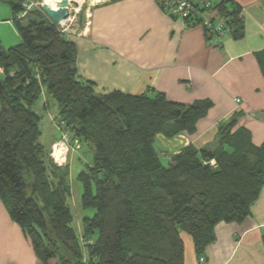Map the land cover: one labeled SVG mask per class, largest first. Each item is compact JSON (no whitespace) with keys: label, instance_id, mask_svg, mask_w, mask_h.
Listing matches in <instances>:
<instances>
[{"label":"trees","instance_id":"obj_1","mask_svg":"<svg viewBox=\"0 0 264 264\" xmlns=\"http://www.w3.org/2000/svg\"><path fill=\"white\" fill-rule=\"evenodd\" d=\"M23 1L10 2L21 42L5 47L0 39V198L29 237L36 264H185L184 233L200 257L219 222L251 215L264 186V141L254 144L237 126L239 113L219 124L214 145L189 143L163 157L159 135L194 134L212 101L97 92L80 79L75 42L42 10L18 17ZM213 13L228 17L233 36L243 35L241 8L231 0ZM43 91L58 101V123L71 140L94 150L93 164L78 175L84 207L96 209L83 222L94 238L88 258L68 203L70 168L39 141L33 106Z\"/></svg>","mask_w":264,"mask_h":264},{"label":"crops","instance_id":"obj_2","mask_svg":"<svg viewBox=\"0 0 264 264\" xmlns=\"http://www.w3.org/2000/svg\"><path fill=\"white\" fill-rule=\"evenodd\" d=\"M231 2L241 8L243 35L225 34L220 46L212 44L203 24L186 25L159 0L96 3L89 23L70 37L76 44L80 79L93 81L99 93L160 92L184 104L209 99L212 107L189 135L190 143L199 148L214 145L219 124L239 113L237 126L247 128L253 143L261 144L264 0ZM215 233L203 253L205 264H264V186L250 216L242 222H219ZM184 241L185 264H200L192 237L184 235ZM0 264H36L29 237L11 219L1 198Z\"/></svg>","mask_w":264,"mask_h":264},{"label":"rangeland","instance_id":"obj_3","mask_svg":"<svg viewBox=\"0 0 264 264\" xmlns=\"http://www.w3.org/2000/svg\"><path fill=\"white\" fill-rule=\"evenodd\" d=\"M11 1L18 2V0H0V39L2 40V44L5 47H10L14 44L21 42V37L18 28L16 24L12 21L13 14L10 3ZM31 1L33 2L31 8L27 9V12L23 13L22 17L25 16V17L36 18L34 12L31 14H28V12L33 9L36 11L42 10L41 4L45 2V0H31ZM103 1L104 0H69L70 13L68 17L70 16L71 20L67 21L66 28H68L71 34L70 32L68 34L72 36L80 32L81 29L83 28V25L84 26L87 25L88 21H90L91 12L95 7L96 3H101ZM47 3L54 7L58 4L57 0H47ZM25 21L26 20H24L23 22ZM59 23H57V25L61 30ZM63 33L65 34V32ZM68 34L67 36H69ZM0 75H3V70L1 67H0ZM46 97L48 98V100L45 99ZM47 102H48V107H47ZM33 109L41 116L40 128L42 133L39 137V141L45 145L47 150L51 148L50 154L51 156L53 155L52 158H54L53 159L54 162L57 159L55 162L57 165L64 166V168L66 167L70 168L69 183L71 187V195L69 197L68 203L71 207L72 214L74 216L73 227L79 236V240L82 243V246L84 245L83 250H84L85 258H88L86 245L93 244L94 238L85 235L83 222L85 217H93L94 214L96 213V209L93 207H84L83 199H82L83 184L79 180L78 175L82 170L87 169L88 165L93 164L94 150H92L93 148H91V145L89 143L82 141L79 138H75V139H79L80 146L71 150L72 147L76 146V144L74 143V139H72L70 144V150L67 154V157L65 158H63V156L60 157L62 152L57 156L56 152L57 150L60 149H56L55 151L56 147L54 144L62 140V131L60 130V128L62 129V127L58 123V117L60 112L58 101L43 91L40 99L34 104ZM189 135L190 134L187 133H180L174 136L173 138H166L163 135H159V143L161 146L160 154L163 157H170L171 155L181 151L183 146L190 143L191 138ZM54 138H59V139L55 141L50 147V144ZM48 168L49 170L53 169V167L51 166H49ZM183 235L189 236V234L186 233H184Z\"/></svg>","mask_w":264,"mask_h":264},{"label":"built area","instance_id":"obj_4","mask_svg":"<svg viewBox=\"0 0 264 264\" xmlns=\"http://www.w3.org/2000/svg\"><path fill=\"white\" fill-rule=\"evenodd\" d=\"M159 1L162 7L166 11H168L174 17L183 20L186 25H196L198 23L203 24L205 28L210 32L211 42L215 46H220L222 43V37L225 34H228L232 31L227 16L225 15L219 16L213 13L214 11L213 7L215 3L212 0H159ZM32 3L33 2L31 0H25L22 4L24 7V11L19 13L18 17H22L23 13L27 12V9L31 8ZM240 18L243 19L242 13H240ZM69 20H71L70 16L63 19L59 23L61 27V31L65 32L66 36L70 32L68 28H66L67 21ZM68 37L70 38L71 36L69 35ZM62 126L63 124H61V127ZM71 141L72 140L69 131L63 129L62 140L54 144L56 147V148L54 147L55 151L56 149H60L62 151L60 157L61 156H63V158L67 157V154L70 150ZM74 143L76 144V146L72 147L71 150L80 146L79 139H74ZM205 262H206L205 256L204 255L200 256L199 263L205 264Z\"/></svg>","mask_w":264,"mask_h":264},{"label":"water","instance_id":"obj_5","mask_svg":"<svg viewBox=\"0 0 264 264\" xmlns=\"http://www.w3.org/2000/svg\"><path fill=\"white\" fill-rule=\"evenodd\" d=\"M223 2L224 0H221L220 2L216 3L213 9L217 8ZM57 3V8L50 6L47 2H43L41 4L42 10L51 18L54 23L61 22L63 19L67 18L70 13L69 0H58Z\"/></svg>","mask_w":264,"mask_h":264},{"label":"bare ground","instance_id":"obj_6","mask_svg":"<svg viewBox=\"0 0 264 264\" xmlns=\"http://www.w3.org/2000/svg\"><path fill=\"white\" fill-rule=\"evenodd\" d=\"M45 2H47V0H45ZM57 2H58V0H57ZM52 7H54V6H52ZM57 7H58V4L54 8H57ZM61 152H62L61 150H57L56 155L58 156Z\"/></svg>","mask_w":264,"mask_h":264}]
</instances>
